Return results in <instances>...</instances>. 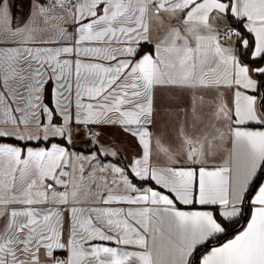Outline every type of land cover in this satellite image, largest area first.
Masks as SVG:
<instances>
[{"label":"snow or ice","instance_id":"obj_1","mask_svg":"<svg viewBox=\"0 0 264 264\" xmlns=\"http://www.w3.org/2000/svg\"><path fill=\"white\" fill-rule=\"evenodd\" d=\"M0 264H264V0H0Z\"/></svg>","mask_w":264,"mask_h":264},{"label":"crops","instance_id":"obj_2","mask_svg":"<svg viewBox=\"0 0 264 264\" xmlns=\"http://www.w3.org/2000/svg\"><path fill=\"white\" fill-rule=\"evenodd\" d=\"M9 4L11 6V10L14 13V15L17 18H25L28 15L29 12V4H30V0H9ZM208 97L206 96V99ZM185 100H187V98H185ZM108 133H112L113 129H106L105 130ZM119 140H123V136L121 135L120 137H118ZM128 153H125L124 155H127Z\"/></svg>","mask_w":264,"mask_h":264}]
</instances>
